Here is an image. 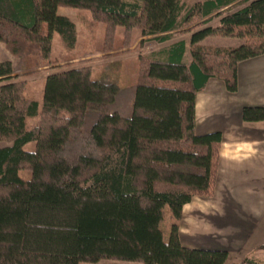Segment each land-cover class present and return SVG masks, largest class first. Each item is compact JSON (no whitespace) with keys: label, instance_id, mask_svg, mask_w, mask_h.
I'll return each instance as SVG.
<instances>
[{"label":"trees","instance_id":"1","mask_svg":"<svg viewBox=\"0 0 264 264\" xmlns=\"http://www.w3.org/2000/svg\"><path fill=\"white\" fill-rule=\"evenodd\" d=\"M237 1L0 0V44L13 57L0 61V142L10 144L0 148V264L227 263L229 251L185 246L179 229L186 204L214 196L219 171L223 133H197V96L211 79L236 93L239 64L264 55V0L225 10ZM59 8L89 12L93 33L104 26L82 57L190 37L139 55L133 86L82 65L48 74L39 102L22 76L61 62L56 37L68 51L79 41ZM242 118L264 121V105Z\"/></svg>","mask_w":264,"mask_h":264},{"label":"crops","instance_id":"2","mask_svg":"<svg viewBox=\"0 0 264 264\" xmlns=\"http://www.w3.org/2000/svg\"><path fill=\"white\" fill-rule=\"evenodd\" d=\"M240 2L238 9L247 0L225 10ZM218 20L213 18L210 24ZM232 42L207 45L242 43ZM238 82V91L230 93L222 80L211 79L197 96V133L221 131L223 141L214 196H195L183 208L179 231L182 244L188 247L240 249L264 222V121L245 123L242 118L245 106L264 105V55L239 64Z\"/></svg>","mask_w":264,"mask_h":264},{"label":"rangeland","instance_id":"3","mask_svg":"<svg viewBox=\"0 0 264 264\" xmlns=\"http://www.w3.org/2000/svg\"><path fill=\"white\" fill-rule=\"evenodd\" d=\"M245 2V1H244ZM243 2L237 3L230 7L229 11L237 10L238 6ZM236 8V9H235ZM58 13L63 16L70 17L77 25L79 32V41L75 50H65L59 44L58 38L54 39L53 56L60 59L59 64L41 67L26 72L22 76V80L27 82L26 94L29 98L42 102L43 90L45 86L46 76L53 72L66 70L71 67H79L82 65H91L94 67L93 78L100 79L103 77H115L121 87L133 86L137 83L140 71L139 55L158 52L169 44L181 39H189L190 34L172 33V40L163 43L160 41L163 35L139 38L131 45H127L122 49L115 50L109 54L98 53L82 57L88 48L93 46V39H99L104 33V26L98 27L97 32H91L87 27L84 18H91L89 12H84L73 8H59ZM218 25V24H215ZM96 34V35H94ZM143 40V42H141ZM226 41H242L237 38L228 37H208L204 40L205 44L223 45ZM140 42L142 44H140ZM228 44V42L226 43ZM11 57L3 44H0V61ZM191 60L190 53H187L186 61ZM24 74V73H19ZM34 119L30 120L33 123ZM10 145L8 142H0V148ZM36 142H30L25 146V150L34 151ZM24 176H28L24 174ZM252 258L264 264V222L257 228L256 234L240 249H232L229 251V257L226 264H244V260Z\"/></svg>","mask_w":264,"mask_h":264}]
</instances>
